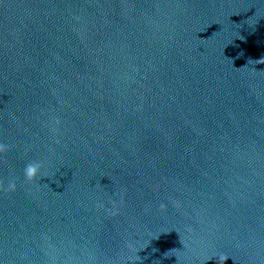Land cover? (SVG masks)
Here are the masks:
<instances>
[{
    "label": "water",
    "instance_id": "95a60500",
    "mask_svg": "<svg viewBox=\"0 0 264 264\" xmlns=\"http://www.w3.org/2000/svg\"><path fill=\"white\" fill-rule=\"evenodd\" d=\"M0 144V264H264V0H0Z\"/></svg>",
    "mask_w": 264,
    "mask_h": 264
},
{
    "label": "clouds",
    "instance_id": "9594fccd",
    "mask_svg": "<svg viewBox=\"0 0 264 264\" xmlns=\"http://www.w3.org/2000/svg\"><path fill=\"white\" fill-rule=\"evenodd\" d=\"M5 148H6L5 145L0 144V152L4 151ZM41 167H42L41 164L38 162L27 164L24 168L25 179L28 181L34 180L37 177V175L40 173ZM15 187H16L15 181H10L8 184V189L15 190ZM221 260L226 261L227 258L221 257Z\"/></svg>",
    "mask_w": 264,
    "mask_h": 264
}]
</instances>
